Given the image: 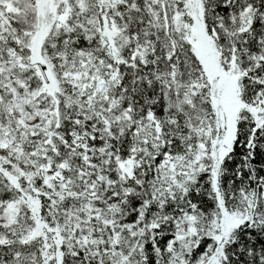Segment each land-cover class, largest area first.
Wrapping results in <instances>:
<instances>
[{
	"label": "snow or ice",
	"instance_id": "obj_1",
	"mask_svg": "<svg viewBox=\"0 0 264 264\" xmlns=\"http://www.w3.org/2000/svg\"><path fill=\"white\" fill-rule=\"evenodd\" d=\"M0 264H264V0H0Z\"/></svg>",
	"mask_w": 264,
	"mask_h": 264
}]
</instances>
